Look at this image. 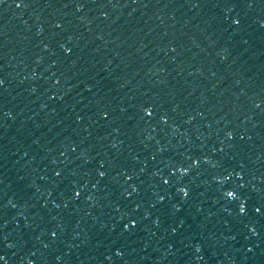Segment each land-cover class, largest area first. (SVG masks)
Listing matches in <instances>:
<instances>
[{
    "label": "water",
    "instance_id": "1",
    "mask_svg": "<svg viewBox=\"0 0 264 264\" xmlns=\"http://www.w3.org/2000/svg\"><path fill=\"white\" fill-rule=\"evenodd\" d=\"M18 2L0 264H264V0Z\"/></svg>",
    "mask_w": 264,
    "mask_h": 264
},
{
    "label": "snow or ice",
    "instance_id": "2",
    "mask_svg": "<svg viewBox=\"0 0 264 264\" xmlns=\"http://www.w3.org/2000/svg\"><path fill=\"white\" fill-rule=\"evenodd\" d=\"M22 4H23V0H19V2L17 3L16 6H17V7H21ZM233 22H234L235 24L239 25L240 20H239V18H236ZM262 23H264V21H262ZM45 47H47V45H45ZM61 47H64V46L61 45ZM65 50H66L67 52L70 51V49H68V48L65 49ZM56 83H59V81L57 80ZM3 84H4V81H3L2 79H0V85H3ZM257 107H259V105H257ZM145 112H146V115H147L148 117H151V116H152V112L149 111L147 108L145 109ZM104 116H105V118H107L108 113L105 112V113H104ZM165 122H166V121H165ZM228 135L231 136L230 133H229ZM113 146H115V145H113ZM73 150L75 151V148H74ZM199 162H200L199 159H195V160H193V164H199ZM101 167H103V165H101ZM188 170H189V169L186 168V167H183V166H180V167H179V171H180L181 174L187 173ZM55 175H56L57 177H59V176L61 175V173H60L59 171H57V172L55 173ZM99 175H100V176H104V175H105V172H104V171H99ZM127 180H129V181L132 180V177H131V176H128V177H127ZM168 182H169L168 180H165V181H164V183H166V184H167ZM178 190H179L180 192H183V194H184L185 196H187V194H188V189H187L186 187L179 188ZM133 191H135V188H133ZM74 195H75L76 197H79V196H80V192L74 190ZM131 195H132V193H131V192H128V196H131ZM226 195H227L228 197H234L236 194H235L234 192H232V191H229V192L226 193ZM159 199H160V200H163L164 197H159ZM245 210H246V208H245V204L241 203V204H240V207H239V211H240L241 213H243V212H245ZM255 211H256L257 213H260V212H261V208L257 207V208L255 209ZM156 223H159V220H157ZM130 224H131L132 227H134L135 224H136V221L133 219V220L130 221ZM124 227L127 228L128 225L126 224V225H124ZM253 230L255 231V229H253ZM172 231L175 232L176 229L173 228ZM52 235H53V236H56V233L53 232ZM116 254H117V255H122V252L118 249ZM3 259H4V257H3V256H0V261H2ZM57 259H59V257H57ZM109 259H111V257H109ZM29 264H31V261H29Z\"/></svg>",
    "mask_w": 264,
    "mask_h": 264
}]
</instances>
